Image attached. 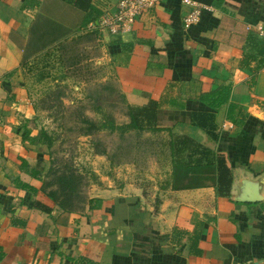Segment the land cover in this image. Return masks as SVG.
<instances>
[{"label":"crops","instance_id":"obj_1","mask_svg":"<svg viewBox=\"0 0 264 264\" xmlns=\"http://www.w3.org/2000/svg\"><path fill=\"white\" fill-rule=\"evenodd\" d=\"M116 1L89 0V17ZM195 1L203 8L190 26L181 20L188 4L158 0L117 34L123 45L113 41L116 35L93 30L95 61L108 63L125 100L161 101L155 123L167 134L166 170L143 188L133 161L119 162L113 175H100L87 191L100 199L98 206L67 211L26 172V166L43 172L44 147L26 139L19 120L30 113L31 58L47 55L77 30H90L83 22L88 11L70 0H0V264H264V64L253 73L238 63L264 0ZM43 76L36 72L35 78ZM220 83L229 84L227 102L235 106L213 110L212 139L189 115L205 108L196 94ZM176 134L224 155L232 176L228 196L216 194L210 178L171 187L169 140ZM243 180L257 183L260 199H237ZM24 181L37 191L22 187ZM34 199L50 210L35 207ZM193 230L199 234L189 248Z\"/></svg>","mask_w":264,"mask_h":264},{"label":"rangeland","instance_id":"obj_2","mask_svg":"<svg viewBox=\"0 0 264 264\" xmlns=\"http://www.w3.org/2000/svg\"><path fill=\"white\" fill-rule=\"evenodd\" d=\"M93 30L98 29L77 30L75 37L60 39L47 55L31 58L27 75L30 113L28 118L20 117L19 124L27 128L26 139L33 143L40 144L35 139L44 134L50 139L48 146L41 143L43 178L51 181L46 188L58 190L57 175L72 173L80 194L85 195L100 182V175L111 176L117 163L129 161L144 188L152 177L164 176L167 134L124 127L128 118L120 89L108 72V63L95 61L99 51ZM41 42H33L32 49ZM34 70L44 76L35 78ZM95 149H105L106 154Z\"/></svg>","mask_w":264,"mask_h":264},{"label":"trees","instance_id":"obj_3","mask_svg":"<svg viewBox=\"0 0 264 264\" xmlns=\"http://www.w3.org/2000/svg\"><path fill=\"white\" fill-rule=\"evenodd\" d=\"M73 4L81 7V9L88 11L84 14L83 22L89 21L96 17L97 14L89 17V10L91 6L89 0H84L86 4L80 3L81 0H70ZM190 26V24L188 25ZM113 41L119 42L123 45L119 37H113ZM245 47L247 49L242 52L239 59L241 67H248L253 73L264 64V37L257 34L253 29H250L245 36ZM254 60V65L249 66V61ZM118 88V87H117ZM230 92L228 83L215 84L210 86L207 90L201 91L196 94V98L200 101L205 108L193 109L190 111V123L199 127L210 138L215 139L217 134L215 132L214 113L213 110L227 103V106L232 109L235 104L227 102ZM121 100L125 105V114L128 121L125 123V128L135 129L136 131H160L164 126L155 123L156 109L160 106L161 101L158 99L149 98L143 104H130L128 103L121 91H119ZM124 129V128H123ZM260 136L264 139V125L261 129ZM37 142L45 143L47 146L50 139L47 134L42 138L35 139ZM30 142L33 141L30 139ZM169 155L171 160V187H192L205 183L202 179L210 178L214 185L215 193L219 195L228 196L231 187V171L225 162L224 155L221 152L213 150L193 138L184 135H173L169 140ZM95 153L106 154L105 149L94 150ZM21 165L24 159L21 158ZM26 165V164H25ZM26 172L28 175L37 177L41 183L38 190L41 191L47 198L62 209L67 211L80 210L85 204L88 207L98 206L100 199L88 197L87 194H80L78 190V181L71 173L68 176L63 174L57 175L56 182H58V190L46 188L49 182L44 177V172L34 168L27 167ZM25 189L36 192L37 188L29 184L27 181L21 183ZM33 205L41 210L49 211L50 207L38 199L33 200ZM199 232L192 231L189 236V248L195 247Z\"/></svg>","mask_w":264,"mask_h":264},{"label":"built area","instance_id":"obj_4","mask_svg":"<svg viewBox=\"0 0 264 264\" xmlns=\"http://www.w3.org/2000/svg\"><path fill=\"white\" fill-rule=\"evenodd\" d=\"M181 1L189 5V9L181 17L183 24L188 26L197 20L203 6L195 0ZM157 2L158 0H117L112 6L103 9L98 16L89 20L86 26L107 34L117 35L129 30L136 17L146 12ZM252 26L258 35L264 37V10L255 18Z\"/></svg>","mask_w":264,"mask_h":264},{"label":"water","instance_id":"obj_5","mask_svg":"<svg viewBox=\"0 0 264 264\" xmlns=\"http://www.w3.org/2000/svg\"><path fill=\"white\" fill-rule=\"evenodd\" d=\"M257 183L243 180L240 191L237 195L238 200L256 201L261 198L258 193Z\"/></svg>","mask_w":264,"mask_h":264}]
</instances>
